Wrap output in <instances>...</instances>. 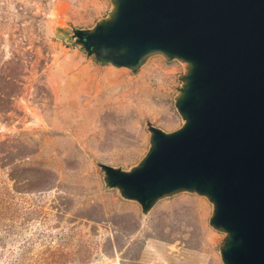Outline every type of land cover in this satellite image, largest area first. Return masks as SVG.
<instances>
[{
  "label": "rangeland",
  "instance_id": "374dc122",
  "mask_svg": "<svg viewBox=\"0 0 264 264\" xmlns=\"http://www.w3.org/2000/svg\"><path fill=\"white\" fill-rule=\"evenodd\" d=\"M117 2L0 0V264H224L206 195L141 203L111 179L184 124L191 69L89 48Z\"/></svg>",
  "mask_w": 264,
  "mask_h": 264
},
{
  "label": "water",
  "instance_id": "95a60500",
  "mask_svg": "<svg viewBox=\"0 0 264 264\" xmlns=\"http://www.w3.org/2000/svg\"><path fill=\"white\" fill-rule=\"evenodd\" d=\"M136 65L161 52L191 66L171 134L152 129L141 165L112 181L139 202L185 189L213 203L224 264H264V0H118L84 36Z\"/></svg>",
  "mask_w": 264,
  "mask_h": 264
}]
</instances>
